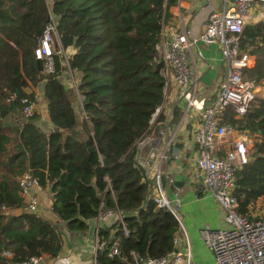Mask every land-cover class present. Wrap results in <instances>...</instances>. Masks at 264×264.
I'll return each mask as SVG.
<instances>
[{
  "label": "trees",
  "instance_id": "16d2710c",
  "mask_svg": "<svg viewBox=\"0 0 264 264\" xmlns=\"http://www.w3.org/2000/svg\"><path fill=\"white\" fill-rule=\"evenodd\" d=\"M175 2L0 0V117L14 107L21 114L22 96L35 103L32 88L42 82L51 123L47 132L32 123L34 109L21 124V115L16 117L10 128L13 142L0 127V264L55 257L61 242L57 221L81 231L106 210L119 213L126 233L117 219L97 228L104 246L96 251V264H135L173 251L178 222L148 199L150 161L146 155L139 160L136 144L146 138L163 100L165 77L157 48L166 9ZM51 20L58 41L47 72L44 58H37L34 49ZM238 41L253 56L244 73L263 90L244 115L236 117L226 109L221 120L254 141L249 161L234 172L231 191L236 213L252 219L250 209L264 197V21L245 23ZM69 47L73 51L65 65L61 51ZM67 72L81 98L78 130L85 137L75 130L70 92L59 80L66 76L69 81ZM162 120L158 111L152 122ZM22 172L48 190L55 221L24 210L17 182ZM112 242L119 253L108 256Z\"/></svg>",
  "mask_w": 264,
  "mask_h": 264
},
{
  "label": "built area",
  "instance_id": "2783aa9c",
  "mask_svg": "<svg viewBox=\"0 0 264 264\" xmlns=\"http://www.w3.org/2000/svg\"><path fill=\"white\" fill-rule=\"evenodd\" d=\"M221 1L222 8L219 11L211 10L207 14L202 29L196 35H193L187 27H181L171 40L165 44L162 43L160 58L163 63L165 88L166 81L171 75L177 87L176 92L182 105V114L187 116L193 111L196 114L194 118L198 121L192 131V140L198 145L193 178L200 179L203 189L217 202L223 214L224 226L215 229L204 226L198 231L199 238L211 252L214 264H264V197H261L263 204L260 212L256 214V217L247 219L236 213L237 202L231 194L234 172L249 161L252 141L245 134L238 133L221 120L226 109H230L236 117L244 115L257 90L256 80L244 73V69L253 64V56L239 48L238 38L246 23L250 4L255 2L264 7V0ZM57 41L55 25L51 20L43 29L34 49L37 58H44L47 72L52 70L51 53L54 42ZM199 45H216L225 66L221 79L206 89H201L197 75V61L199 58L203 59L198 49ZM61 56L63 64L66 65L67 57L63 51ZM196 93L200 95L199 98L196 97ZM13 98L14 94H11L8 99ZM18 102L21 106V116L17 120L21 124L24 118L30 116L35 103L25 96L20 97ZM158 111L159 107L153 115ZM167 144L168 142L165 143V147ZM223 145L226 149L220 155L218 151ZM152 161L154 164L148 176L150 184L147 197L155 207L166 208L178 222V229L183 233L185 240V258L187 259L189 257L188 241L180 220L179 200L168 198L162 185L165 179L163 170L165 148L156 150ZM17 182L24 201V210L36 212V199L31 193L39 190L40 187L35 178L27 172H22ZM166 182L171 183V179L166 178ZM107 211L109 210L98 212L94 218L103 220ZM117 214L122 232L126 233L120 215L118 212ZM96 230L97 228H95L92 264H96V251L104 246V242L98 240ZM175 241L176 237L173 238L174 243ZM118 253L116 243L112 242L108 248V255ZM3 254L10 256L8 252ZM180 260V255L172 251L166 257L143 258L135 264H166L169 261L178 263ZM40 261L41 256H30L16 264H39Z\"/></svg>",
  "mask_w": 264,
  "mask_h": 264
},
{
  "label": "crops",
  "instance_id": "0c3cea01",
  "mask_svg": "<svg viewBox=\"0 0 264 264\" xmlns=\"http://www.w3.org/2000/svg\"><path fill=\"white\" fill-rule=\"evenodd\" d=\"M222 6L221 0H176L174 4L169 5L161 24V37L157 48L158 55L161 57V44L171 40L181 27H187L193 35H196L202 29L207 14L211 10L219 11ZM263 16L264 7L253 4V8L248 10L246 23L253 24ZM198 49L201 51L203 59L199 58L197 61V75L201 89H206L221 79L225 66L216 45H199ZM72 51V48L69 47L63 51V54L68 57ZM62 83L70 92V105L76 120L75 130L77 129V133L85 137L84 132L78 130L83 113L80 105L81 98L75 91L74 81L71 79L68 81L65 76ZM29 89L26 88L27 91ZM32 90L35 94L37 114L32 123L42 131L47 132L51 129V123L47 118L42 94V82L33 87ZM176 90L177 87L172 76L169 75L163 100L159 106V112L163 120L157 123L151 121L146 138L137 142L136 147L141 149L139 160L145 157L152 142L158 144L157 150L165 148L163 190L168 198H177L180 203L179 215L188 241L187 251L189 257L185 258V240L183 233L178 229L173 251L175 250L180 255L181 260L178 263L169 261L166 264H214L211 252L203 245L198 231L204 226L212 229L223 227V214L217 202L203 187L198 186L199 182L193 178L195 171L194 159L197 155L198 145L192 140V131L198 121L197 118H189L182 114V105ZM155 115H153L152 120ZM16 117L14 108L0 117L2 132L10 138L11 142H13V136L10 128L15 125ZM166 142L168 144L165 147ZM225 149V145L221 146L218 153L222 155ZM153 164V161L147 164L149 165V172L152 170ZM149 172L147 177L150 174ZM166 178H170L171 183L166 182ZM31 195L36 199L35 213L55 221V217L49 210L50 196L48 190H34ZM17 210L16 212H18ZM255 216L252 215L251 217ZM117 217L118 214L115 210H109L105 213L103 220H97L96 218L88 220L87 227L84 230L68 229L67 225L59 227L61 242L57 255L55 257L41 256L39 264H92L95 228L108 227ZM128 264H134V262Z\"/></svg>",
  "mask_w": 264,
  "mask_h": 264
},
{
  "label": "rangeland",
  "instance_id": "374dc122",
  "mask_svg": "<svg viewBox=\"0 0 264 264\" xmlns=\"http://www.w3.org/2000/svg\"><path fill=\"white\" fill-rule=\"evenodd\" d=\"M46 1H48V0H46ZM253 4H258V3H255V2H252L251 4H250V8H253ZM259 5V4H258ZM249 8V9H250ZM260 20H262V21H264V16L263 17H260V19H259V21ZM52 50H53V48H52ZM67 76H69V80L71 79L70 78V75H69V73L67 72ZM257 85H258V87H257V90H256V92H255V95L257 94V95H261V92H262V86H261V84L259 83V82H257ZM196 95V97L197 98H199L200 97V95L198 94V93H196L195 94ZM211 99V98H210ZM209 102V101H208ZM207 102V103H208ZM181 103V102H180ZM14 110H15V112H16V116L17 117H19L21 114H20V112L16 109V107H14ZM34 110H35V108H34ZM36 111V110H35ZM187 116H191V117H195L196 116V114L193 112V111H191ZM248 138H250L251 139V145L253 144V138H252V136H249V135H247V134H245ZM262 204H263V199H258L255 203H254V208L252 207L251 209H250V214H251V216L252 215H256V214H258L260 211V209L262 208Z\"/></svg>",
  "mask_w": 264,
  "mask_h": 264
},
{
  "label": "water",
  "instance_id": "95a60500",
  "mask_svg": "<svg viewBox=\"0 0 264 264\" xmlns=\"http://www.w3.org/2000/svg\"><path fill=\"white\" fill-rule=\"evenodd\" d=\"M59 80L61 81V82H63V78H59ZM157 143L156 142H152L151 144H150V148L148 149V151H147V153H146V158L148 159V160H153V158H154V155H155V152H156V150H157ZM196 181H198L199 182V184H198V186H200V187H202V183L200 182V179H196ZM18 212H19V210H17ZM116 212V211H115ZM67 224V221H64V220H62V221H57L56 222V226L57 227H61V226H65ZM174 252H175V250H174Z\"/></svg>",
  "mask_w": 264,
  "mask_h": 264
}]
</instances>
